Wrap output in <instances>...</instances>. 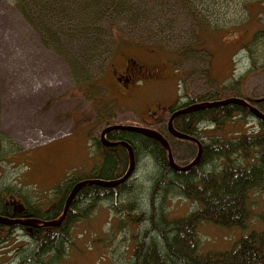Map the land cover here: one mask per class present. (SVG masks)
I'll use <instances>...</instances> for the list:
<instances>
[{"label": "rangeland", "instance_id": "374dc122", "mask_svg": "<svg viewBox=\"0 0 264 264\" xmlns=\"http://www.w3.org/2000/svg\"><path fill=\"white\" fill-rule=\"evenodd\" d=\"M34 4L0 0V191L10 188L29 203H46L50 191L68 176L89 174L98 167L101 158L95 156L94 141L109 124L163 133L173 145L177 164L187 166L197 157L198 148L170 137L171 106L217 90L230 91L240 80L241 95L248 100L264 97V35L248 43L257 29L264 30V18L261 23L253 21L241 7L220 10L218 24L223 28L208 30L202 37L206 52L189 49L197 41L192 23L177 25L176 34L169 37L121 23L101 28L104 37L99 51L93 58H82L84 42L74 41L70 49L58 35L47 39L42 25L29 13L37 10ZM120 35L127 42L141 41L140 46L118 44ZM126 61L137 62L142 69L158 66L162 70L144 82L122 80L128 87L124 90L114 73H123ZM233 89L238 95L236 85ZM254 120L231 123L227 132L249 131ZM59 138L57 151L47 146ZM56 164L65 168L53 175ZM156 173L152 161L141 158L129 181L132 191L121 196L118 207L113 201L98 203L89 218L75 225L73 244L65 247L63 258L48 254L41 264H131L134 237L142 235L148 223L135 226L126 218L150 212L149 180ZM254 199L259 201L256 213L264 212L263 195L257 193ZM164 203L172 217L195 209L181 197L171 196ZM252 228L260 230L262 224L254 221ZM246 234L239 228L203 225L202 251L229 250ZM31 250L32 243L18 231L15 241L0 246V264H36Z\"/></svg>", "mask_w": 264, "mask_h": 264}, {"label": "trees", "instance_id": "16d2710c", "mask_svg": "<svg viewBox=\"0 0 264 264\" xmlns=\"http://www.w3.org/2000/svg\"><path fill=\"white\" fill-rule=\"evenodd\" d=\"M13 1L17 5L27 1L36 3L34 8L37 10H30L29 13L42 25L47 39L51 34L58 35L61 37L60 42L69 43L70 49L75 47L74 41L84 42L82 58L88 55L93 58L99 51L101 38L104 37L100 29L104 26L130 23L153 36L169 37L176 34L177 25L192 23L197 41L189 49L193 52H206L202 37H205L208 30L223 28L218 24L220 10L241 7L253 21L259 19L261 23L264 18V0ZM205 18L210 22H206ZM263 35L264 30L257 29L248 43L259 40ZM120 37L118 44L140 46L141 41L127 42L126 37ZM150 48L155 51L153 46ZM241 82L240 80L235 84L238 95L233 85L230 91L217 90L207 96L192 97L187 104L173 105L170 112L173 114L196 103L229 98L248 100L241 95ZM248 101L264 114V97ZM251 118L254 116L248 110L234 104L194 111L178 117L174 121V128L180 133L199 139L203 147L200 163L188 172L174 171L169 165L165 149L154 139L124 131L107 134L108 141L126 142L132 147L136 166L141 158H149L157 171L149 180L147 200L150 212L143 213V216L126 218L135 226H140L142 221L148 223L142 235L134 237L136 242L131 264H264V212L256 213L259 201L254 199L257 193L264 197V121L254 118L257 125L254 120V127L249 131L234 134L227 132L231 123ZM204 135L209 138L206 139L207 136ZM172 139L198 148L195 143L173 137ZM167 140L174 159L178 162L173 145L169 138ZM94 147L101 158L100 165L89 174L68 176L50 191L51 197L46 203H29L23 196L14 195L10 188L0 191V216L53 221L62 215L73 187L79 182L113 181L122 178L129 168L128 152L123 147H105L100 138L94 141ZM216 163H220V166H215ZM131 178L116 188L98 185L83 187L58 227L31 228L0 224V246L5 247L11 240L15 241L16 233L21 231L33 245L31 258L36 264H41L48 254L53 257L56 254L58 259L63 258L65 247L73 244L72 231L75 225L89 218L100 202L113 201L117 208V201L121 196L132 191L129 183ZM171 196L189 201L195 206L194 211L184 216H170L164 202ZM83 203L87 204L85 208L81 207ZM254 221H259L262 229H251ZM207 224L228 230L239 228L247 231V234L238 238L229 250L202 251L201 229Z\"/></svg>", "mask_w": 264, "mask_h": 264}, {"label": "water", "instance_id": "95a60500", "mask_svg": "<svg viewBox=\"0 0 264 264\" xmlns=\"http://www.w3.org/2000/svg\"><path fill=\"white\" fill-rule=\"evenodd\" d=\"M230 104L241 106V107L245 108L246 110H248L257 120L264 121V114L259 109H257L255 106H253L247 100L240 99V98H229V99H225L222 101H216V102L198 103V104L192 105L188 108L176 111L175 113H173L171 115L169 122H168L169 133L176 139L193 142L198 146L197 157L187 166H180L175 162L173 154H172V150H171V147H170L168 141L160 133L153 131V130H150V129H147V128H141V127H135V126H124V125L110 126V127L106 128L101 133V142L105 147H109V148L123 147L124 149L127 150L128 154H129V158H130V164H129V168H128L127 172L125 173V175L122 178L117 179V180H113V181L87 180V181L79 182L78 184H76L73 187V189H72V191H71V193H70V195H69V197L65 203V207H64V211H63L62 215L56 220L45 222V221L35 220V219H31V220L11 219V218H6V217L0 216V224L7 225V226L22 225V226H27V227H31V228H38V227H42V226H44V227H58L64 221L74 198L76 197V195L79 193V191L83 187H85L87 185H98V186H103V187H107V188H116V187L120 186L121 184L127 182L131 178V176L134 172V169H135V165H136L135 154H134L132 147L128 143H126V142H110L106 139L107 134L110 132H113V131H124V132L136 133V134H140L144 137L156 140L165 149L167 156H168L169 165L174 171H176V172H188V171H190L191 169H193L195 166H197L200 163L201 158H202V153H203V147H202L201 142L199 140H197L196 138H193L191 136H188V135H185L183 133L178 132L174 128L175 119H177L178 117H180L182 115L192 113L194 111H200V110H205V109H210V108H219V107H223V106L230 105Z\"/></svg>", "mask_w": 264, "mask_h": 264}, {"label": "flooded vegetation", "instance_id": "af4514ba", "mask_svg": "<svg viewBox=\"0 0 264 264\" xmlns=\"http://www.w3.org/2000/svg\"><path fill=\"white\" fill-rule=\"evenodd\" d=\"M161 70L162 68L158 66L142 69L137 62L130 63L129 61H126L124 72L119 73L118 75L114 73V76L117 83L122 85L124 90H128V87L124 84V82L127 84H134V82H137L138 80H142V82H144L150 77H157ZM122 80H124V82ZM156 119L157 118H154L153 120L155 123H157ZM56 166H58V164H56Z\"/></svg>", "mask_w": 264, "mask_h": 264}, {"label": "crops", "instance_id": "0c3cea01", "mask_svg": "<svg viewBox=\"0 0 264 264\" xmlns=\"http://www.w3.org/2000/svg\"><path fill=\"white\" fill-rule=\"evenodd\" d=\"M61 144V139L59 138V139H55V140H53V141H51L47 146L49 147V148H51L53 151H57L58 150V146ZM38 149H42V148H38ZM70 154H71V156L73 155V150L71 149L70 150ZM95 156H96V152H95ZM85 157V156H84ZM86 158V157H85ZM87 160H89L88 158H86ZM78 165H81V163H78ZM59 166V165H58ZM58 166H56L55 168H54V172L52 173L53 175H56V174H58V173H60V172H62V169H63V167L65 168V166H60L59 168H58ZM55 169H57V170H55Z\"/></svg>", "mask_w": 264, "mask_h": 264}, {"label": "bare ground", "instance_id": "6f19581e", "mask_svg": "<svg viewBox=\"0 0 264 264\" xmlns=\"http://www.w3.org/2000/svg\"><path fill=\"white\" fill-rule=\"evenodd\" d=\"M64 186V185H63Z\"/></svg>", "mask_w": 264, "mask_h": 264}]
</instances>
